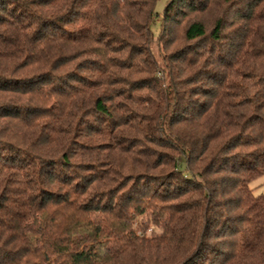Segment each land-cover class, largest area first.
<instances>
[{
  "label": "trees",
  "instance_id": "obj_1",
  "mask_svg": "<svg viewBox=\"0 0 264 264\" xmlns=\"http://www.w3.org/2000/svg\"><path fill=\"white\" fill-rule=\"evenodd\" d=\"M158 1L0 0V264H264V0Z\"/></svg>",
  "mask_w": 264,
  "mask_h": 264
},
{
  "label": "rangeland",
  "instance_id": "obj_2",
  "mask_svg": "<svg viewBox=\"0 0 264 264\" xmlns=\"http://www.w3.org/2000/svg\"><path fill=\"white\" fill-rule=\"evenodd\" d=\"M168 4V0H159L156 4V12L158 14H162V12L164 11L165 6ZM215 16H218V12L217 11H213V13L211 14H205L202 17V20H204L206 23H208L210 25L211 20H213L215 18ZM180 27V26H179ZM152 31L155 35H157L160 32V25L159 23H156L152 26ZM173 31L177 32L181 31L180 28H176L173 29ZM251 188L253 190V194L255 196H262L264 197V176L261 177L260 179L254 181L251 184ZM143 217H136V219L134 220V231L137 233V235H139L140 237H147V238H151L154 235H161L162 231L159 229H155L152 226H148L147 224L143 225Z\"/></svg>",
  "mask_w": 264,
  "mask_h": 264
}]
</instances>
